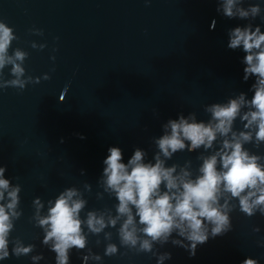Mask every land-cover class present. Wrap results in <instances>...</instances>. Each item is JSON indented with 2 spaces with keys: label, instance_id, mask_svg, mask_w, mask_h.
I'll list each match as a JSON object with an SVG mask.
<instances>
[{
  "label": "water",
  "instance_id": "obj_1",
  "mask_svg": "<svg viewBox=\"0 0 264 264\" xmlns=\"http://www.w3.org/2000/svg\"><path fill=\"white\" fill-rule=\"evenodd\" d=\"M251 2L264 7V0ZM217 7L218 0H0V18L19 37L11 50L21 47L30 54L27 74L51 76L23 91L0 90V166H7L5 178L22 185L24 214L12 236L44 253L39 264H55V253L42 244V229L30 222L36 196L46 202L66 187L83 188L87 181L93 185L92 194L85 193L87 208L111 207L116 201L107 194L103 200L95 197L102 191L97 182L109 147H120L125 163L137 147L151 160L153 138L163 134L169 119L195 111L198 120H207L204 105L240 92L252 97L255 77L243 79L246 53L228 47L229 29L248 21L227 18ZM253 23L264 25L259 17ZM33 26L44 35L30 33ZM33 40L48 46L33 49ZM236 126L241 127L239 120ZM246 147L264 154V145ZM199 151L177 152L167 164L191 159L195 169ZM231 216L233 229L210 237L195 255L171 241L157 245L172 253L164 264H241L248 257L264 264V247L257 243L264 238V216L247 217L238 209ZM255 225L260 233L252 232ZM96 239L89 237V247L103 254L104 245L97 247ZM0 264L32 261L13 255ZM69 264H83L81 252L72 249ZM103 264H156V258L130 252L104 257Z\"/></svg>",
  "mask_w": 264,
  "mask_h": 264
},
{
  "label": "clouds",
  "instance_id": "obj_2",
  "mask_svg": "<svg viewBox=\"0 0 264 264\" xmlns=\"http://www.w3.org/2000/svg\"><path fill=\"white\" fill-rule=\"evenodd\" d=\"M217 11L230 19L248 21L229 29L228 47L242 48L246 53L242 60L246 65L243 79L255 77L250 89L254 94L248 98L247 93L240 92L224 102L204 105L207 120H198L195 111L169 119L163 124V134L153 138L156 151L151 160H146L147 152L137 147L125 163L122 149L109 147L97 182L102 191H97L95 197L103 200L107 194L116 201L111 207L87 208L85 193L91 195L93 191L87 181L83 188L66 187L46 202L36 196L30 222L42 229V244L55 253V264H69L72 249L81 252L83 264H103L104 257L126 256L130 252L150 253L156 264H164L172 253L161 252L157 245L162 247L171 241L195 255L198 246L210 237L233 229V211L238 209L247 217L257 213L264 216V154L246 147L252 144L259 149L264 145V25L253 23L257 17L264 21V7L251 0H218ZM215 24L214 20L213 28ZM29 32L44 35V30L35 26ZM18 39L14 27L0 18V90L11 87L23 91L30 83L51 79L49 73L42 77L27 74L25 61L29 52L21 47L11 50ZM47 46L46 42L31 41L33 49ZM51 59L55 60V55ZM60 100L64 101L65 95ZM153 112L158 114L155 108ZM237 120L241 127L236 126ZM201 149L195 169L191 159L183 164H167L177 152ZM6 170V165L0 166V261L13 255L30 256L32 264H39L45 259L44 253L36 252L35 244L12 236L16 221L24 214L22 185L5 178ZM252 232L260 233L261 227L253 226ZM90 236L97 237V247L104 245L103 254L89 247ZM257 243L264 247V238ZM241 264L259 261L248 257Z\"/></svg>",
  "mask_w": 264,
  "mask_h": 264
}]
</instances>
